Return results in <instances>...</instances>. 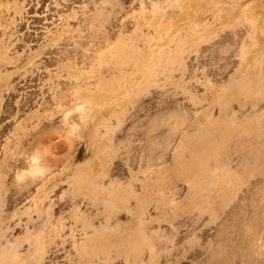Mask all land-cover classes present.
Instances as JSON below:
<instances>
[{"label": "rangeland", "instance_id": "rangeland-1", "mask_svg": "<svg viewBox=\"0 0 264 264\" xmlns=\"http://www.w3.org/2000/svg\"><path fill=\"white\" fill-rule=\"evenodd\" d=\"M0 5V264H264V0Z\"/></svg>", "mask_w": 264, "mask_h": 264}, {"label": "bare ground", "instance_id": "bare-ground-1", "mask_svg": "<svg viewBox=\"0 0 264 264\" xmlns=\"http://www.w3.org/2000/svg\"><path fill=\"white\" fill-rule=\"evenodd\" d=\"M8 4V3H7ZM1 6V5H0ZM2 7V6H1ZM18 68V67H17ZM9 75V74H8ZM7 75V76H8ZM5 77V76H4ZM9 77V76H8ZM6 78V77H5ZM1 79V78H0ZM2 80V79H1ZM8 80V79H7ZM3 82V81H2ZM12 86V85H11ZM3 87V86H2ZM1 87V88H2ZM10 88V87H9ZM74 125V124H73ZM73 129L75 130L76 129V127L75 126H73ZM74 132V131H73ZM42 154V153H41ZM43 158V157H42ZM40 160V159H39ZM45 163V162H44ZM39 165V164H38ZM33 168H34V166H32V167H30L29 169H26V170H22V171H19L18 172V176H19V178H20V180L21 179H23L25 176H26V174L27 173H30L32 170H33ZM27 176H28V174H27ZM37 177V176H36Z\"/></svg>", "mask_w": 264, "mask_h": 264}]
</instances>
